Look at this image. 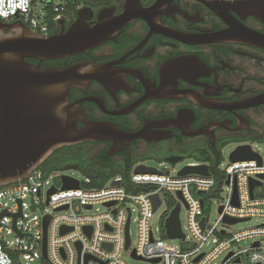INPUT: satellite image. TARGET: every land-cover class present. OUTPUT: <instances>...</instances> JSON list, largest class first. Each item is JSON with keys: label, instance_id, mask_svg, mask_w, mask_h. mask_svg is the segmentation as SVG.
<instances>
[{"label": "flooded vegetation", "instance_id": "1", "mask_svg": "<svg viewBox=\"0 0 264 264\" xmlns=\"http://www.w3.org/2000/svg\"><path fill=\"white\" fill-rule=\"evenodd\" d=\"M238 1L246 0H78L70 6L69 21L50 36L67 32L80 19L91 28L104 23L113 29L128 22L89 52L32 61L62 70L77 64L103 67L101 81L71 89V103L82 108L87 123L142 137L130 143L63 148L47 160L48 165L81 161L85 150L96 165L103 157L105 167L122 165V171L126 158L139 156L172 164L184 155H200L207 160L201 163L212 168V157L228 144L263 142L264 46L212 41L217 33L239 27L264 37L261 20L242 19L237 5L228 4ZM207 4L235 11L217 15ZM112 152L116 154L106 155Z\"/></svg>", "mask_w": 264, "mask_h": 264}, {"label": "built area", "instance_id": "2", "mask_svg": "<svg viewBox=\"0 0 264 264\" xmlns=\"http://www.w3.org/2000/svg\"><path fill=\"white\" fill-rule=\"evenodd\" d=\"M76 4L77 0H0V18L7 23L19 20L49 37L61 26L60 18L69 21V7ZM260 157L261 163L229 161L224 170L221 162L214 172L209 166L210 176L134 171L129 180L116 177L99 189L83 188L89 184L87 180V184L79 182V189L64 190L63 172L47 174L39 168L25 181L0 188V264H132L126 258L146 264H264V223L233 230L253 219L264 220V158ZM203 165L196 162L188 166ZM252 181L260 183L253 197ZM155 196L160 202L156 211ZM218 197V219L210 224L205 211ZM165 203V235L172 210L180 205L181 213L187 212L184 240L167 237L169 241H165L155 236L151 221ZM171 204L175 205L172 209ZM134 215L138 217L135 245L131 238ZM226 219L243 221L230 225ZM129 221L130 245L126 249ZM248 241L251 246L241 249Z\"/></svg>", "mask_w": 264, "mask_h": 264}, {"label": "water", "instance_id": "3", "mask_svg": "<svg viewBox=\"0 0 264 264\" xmlns=\"http://www.w3.org/2000/svg\"><path fill=\"white\" fill-rule=\"evenodd\" d=\"M132 2L135 0H130V3ZM228 4L237 5L244 14L242 19L254 17L264 23V0H246ZM207 5L217 15L225 11ZM136 6L139 7V4L136 3ZM83 11H79L80 15ZM231 11L235 10H229ZM59 22L64 24L61 18ZM127 22L128 20L122 21L113 29L107 28L104 23L91 28L80 19L65 33L44 37L19 20L14 23L0 21V188L25 181L33 171L41 168L54 153L63 148L95 142L130 143L141 139L140 134H127L113 126L87 123L82 108L71 103V89L87 88L93 80L101 81L103 67L77 64L62 70L55 67L42 68L41 65L29 62L57 60L89 52L104 44L111 34L118 33ZM236 23L241 25L239 21ZM212 41L217 43L239 41L264 46V37L245 27L217 33L212 36ZM80 122L85 126L79 127ZM231 145L235 143L228 144L225 149ZM115 154L112 152L106 155ZM253 160L261 163L260 155L249 144L238 145L230 154L232 162ZM179 161L181 159L172 164L176 165ZM65 169L78 170L79 167L70 164ZM135 173L160 174L161 171L139 165ZM194 174L211 175L207 165L187 166L178 173L179 176ZM61 179L64 190L80 187L79 181L72 177L64 175ZM113 185L119 186L120 183L114 182ZM259 185V182H251L252 197L254 188ZM153 200L156 211L160 207L158 196ZM234 204L238 205L237 200ZM180 213L181 207L177 205L166 220L165 229L169 239H185ZM242 221L226 219L225 223L234 225ZM47 225L48 223H45V259L47 258ZM129 225L130 221L126 229V249L130 245ZM202 226L204 227V220ZM65 232L64 230L63 233ZM158 262L159 260L154 261V263Z\"/></svg>", "mask_w": 264, "mask_h": 264}, {"label": "rangeland", "instance_id": "4", "mask_svg": "<svg viewBox=\"0 0 264 264\" xmlns=\"http://www.w3.org/2000/svg\"><path fill=\"white\" fill-rule=\"evenodd\" d=\"M248 144L252 146L253 150L256 153H258L260 156H262L264 158V143L263 142L256 140V139H249ZM237 146L238 145L235 144V145H231V146L227 147L226 149H224V151L222 152L223 167L220 168L221 170L225 169V166L230 161V154L236 149ZM182 157H183L182 160L173 166L172 164H170L168 162L158 160L157 158H154L151 156H145V157L139 156L136 158V164H135L136 166L132 169V171L130 173L132 174L135 171L137 165L140 164V165H144V166L149 167V168H155L158 171H164V172L170 171L172 173V175L176 176L181 170H183L188 165L198 162V160L193 156L184 155ZM63 173L66 176H69V177H72V178L78 180L82 184H87V178L82 174V172L80 170H66L65 169L63 171ZM117 176L121 177V174H118ZM55 183L57 184L58 187H61L60 181H57ZM260 191H262L261 188H258L257 193H260ZM217 201H221L219 197L214 198L210 208L205 211V214L208 217L210 224H214L216 222V220L218 219V215H217L218 202ZM166 209H167V205L165 203L160 208V210L155 214V216L153 217V219L151 221V227H152V229L155 233V236L157 238H162L165 241H169V239L167 238V236L165 235V233L163 231ZM187 215H188L187 212L185 210H183L181 213V216H180L181 224H182V227L184 230H186L188 227V216ZM137 218H138L137 215H134L133 223L131 225V238H132L133 245H135L137 243V239H138V222L136 221ZM263 223H264L263 219H253L250 222L242 223V224L235 226V228L233 230L251 229V228H255L257 226H260ZM159 229H161V234L158 233ZM173 243L175 245H180L179 242H173ZM263 245H264V243H263ZM250 246H251V242L248 241V242L242 243L240 245V248L241 249H247ZM126 260H127V262L132 263V264H146V263H141V262H134L130 258H126ZM217 264H222V263H221V261H218Z\"/></svg>", "mask_w": 264, "mask_h": 264}, {"label": "trees", "instance_id": "5", "mask_svg": "<svg viewBox=\"0 0 264 264\" xmlns=\"http://www.w3.org/2000/svg\"><path fill=\"white\" fill-rule=\"evenodd\" d=\"M77 4H78V0H77ZM76 4V5H77ZM0 21H3L0 18ZM30 63L35 64L34 61L30 60ZM262 142V141H261ZM264 142V141H263ZM81 156H84V158L80 161V160H76L73 161V163H69L66 161L64 163H62L61 165L58 166H50L48 165V163L46 162L41 169L44 170V172H46L47 174L52 173V172H63L65 170V167L67 165H75L77 164V166L79 167L78 170H80L82 172V174L87 178V180H89V184H87L86 186H83V188H87V189H99L104 187L105 185H107L111 180H113L114 178L118 177V174H121V177H123L125 180H129L130 177V172L132 171V169L136 166V159H133L132 157H128L125 159L124 163L126 168L122 171L119 170V168L122 165H118L113 167L112 165L109 166V168L104 166V160L103 157L98 158V160L101 162L100 165H96L94 160L93 161H89V158L86 157L85 155V150L81 151ZM194 157V156H193ZM198 162H206V158L203 156H197L195 157ZM214 163L213 166H211V170L212 172H214L217 167L220 165V163L223 160V156L222 153L219 151L218 153L215 154V157H212L211 159ZM110 160H108L109 162ZM103 164V165H102ZM65 165V166H64ZM215 168V169H214ZM175 205L171 204L170 205V209L174 208Z\"/></svg>", "mask_w": 264, "mask_h": 264}]
</instances>
